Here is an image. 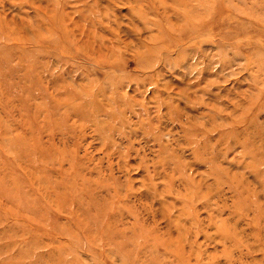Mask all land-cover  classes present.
I'll return each instance as SVG.
<instances>
[{"label":"rangeland","instance_id":"rangeland-1","mask_svg":"<svg viewBox=\"0 0 264 264\" xmlns=\"http://www.w3.org/2000/svg\"><path fill=\"white\" fill-rule=\"evenodd\" d=\"M0 264H264V0H0Z\"/></svg>","mask_w":264,"mask_h":264}]
</instances>
